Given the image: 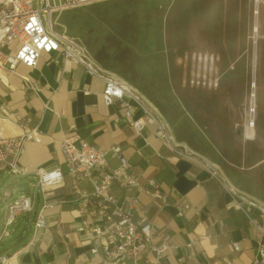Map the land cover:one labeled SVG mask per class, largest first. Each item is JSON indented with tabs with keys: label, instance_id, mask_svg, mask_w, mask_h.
<instances>
[{
	"label": "crops",
	"instance_id": "obj_1",
	"mask_svg": "<svg viewBox=\"0 0 264 264\" xmlns=\"http://www.w3.org/2000/svg\"><path fill=\"white\" fill-rule=\"evenodd\" d=\"M29 84L38 91H31ZM102 90L98 78L88 75L83 66L65 61L59 53L42 54L35 69L18 65L13 73L0 71L1 134L17 136L34 126L40 133L39 141L29 139L23 144L18 157L23 174L0 172V181L6 184L2 204L11 203L18 191L28 190L32 181L33 191L21 195L36 193L31 216L20 214L14 221L24 226L15 241L28 238L19 246L8 243L17 233L9 230L13 223L8 236L0 240V255L8 258L4 264H102L99 255L89 254L85 235L76 229L82 205L60 150L62 138L73 134L99 150L113 145L121 148L142 189L123 190L114 184L112 192L119 200L128 196L137 199L136 218L150 223L153 244L166 242L169 246L163 264H251L260 235L249 219L260 222L264 192L245 189L230 193L220 165L210 164L220 173V177L212 176L206 161L179 154L180 149L155 135L153 125L137 135L121 118L122 106L104 105ZM107 160L111 168L118 165L111 155ZM56 168L61 170L63 182L49 195L53 206L45 210L46 228L37 230L34 222L43 199L34 186L35 173ZM251 169L258 170L264 184V159ZM150 183L164 197L163 202L151 195L154 188ZM78 186L91 191L86 181ZM241 194L256 207L241 202ZM147 257L153 259L152 253Z\"/></svg>",
	"mask_w": 264,
	"mask_h": 264
},
{
	"label": "rangeland",
	"instance_id": "obj_2",
	"mask_svg": "<svg viewBox=\"0 0 264 264\" xmlns=\"http://www.w3.org/2000/svg\"><path fill=\"white\" fill-rule=\"evenodd\" d=\"M48 20L54 32L73 38L104 71L133 87L163 117L174 143L220 165L235 190L264 192L251 169L264 159V4L257 10L254 0H105L53 12ZM199 55L213 57L217 87L190 85L191 74L209 73ZM250 83L255 138L246 140ZM33 182L17 196L32 192ZM5 186L0 181V197ZM8 204L0 201V229ZM16 223L8 243L19 246L28 235L16 242L24 228Z\"/></svg>",
	"mask_w": 264,
	"mask_h": 264
},
{
	"label": "built area",
	"instance_id": "obj_3",
	"mask_svg": "<svg viewBox=\"0 0 264 264\" xmlns=\"http://www.w3.org/2000/svg\"><path fill=\"white\" fill-rule=\"evenodd\" d=\"M103 1L105 0H0V71L13 73L18 65L35 69L42 54L59 53L65 61L83 66L88 75L103 83L101 97L104 105L122 106L124 110L121 118L137 135L147 125H153L155 135L170 147L180 149L179 154L196 157L183 145L174 143L163 117L133 87L104 71L73 38L53 31L48 20L51 13ZM254 1L257 10L260 4H264V0ZM198 57L205 67H209V73L191 74L190 85L208 89L217 87L219 77L213 66V57ZM213 70L215 75L212 74ZM251 86L252 83V90ZM28 88L33 92L38 91L30 84ZM254 97L251 92L243 110L244 132L245 129H254ZM136 112H139L137 117ZM29 139L39 141L37 126L11 137L0 132V172L6 170L14 175L25 172L18 164V157L24 142ZM60 150L67 174L75 181L74 192L81 201L82 214L76 229L85 235L89 254L99 255L102 264H163L169 246L166 242L153 244L150 223L136 218L137 199L128 196L119 200L112 192L114 184L123 190L142 189L121 148L113 145L107 150H99L73 134L62 138ZM108 155L117 160L116 167L109 166ZM205 165L212 176L220 177L217 169L208 163ZM35 174L34 186L41 192L43 203L36 214L34 226L37 230H43L47 226L45 210L53 206L49 202V195L52 189L62 184L63 174L57 168L48 171L39 169ZM85 181L91 185L90 192H85L78 186L79 182ZM150 186L154 188L151 195L163 202L164 197L152 183ZM228 189L232 194L237 193L229 185ZM35 197V192L32 195H20L7 205L0 240L8 236V228L18 215L33 211ZM241 199L249 207H256V203L245 195L241 194ZM259 217L260 222L249 219L260 235L251 264H264V207L259 208ZM232 247L238 250L236 244ZM148 253H152L153 259H148ZM7 259L0 255L1 262Z\"/></svg>",
	"mask_w": 264,
	"mask_h": 264
},
{
	"label": "bare ground",
	"instance_id": "obj_4",
	"mask_svg": "<svg viewBox=\"0 0 264 264\" xmlns=\"http://www.w3.org/2000/svg\"><path fill=\"white\" fill-rule=\"evenodd\" d=\"M256 25V24H255ZM255 28H256V26H255ZM258 31V30H257ZM255 32V31H254ZM253 85H254V87H255V89H256V83H255V80L253 81ZM253 85H252V95L253 96H255V89H254V87H253ZM255 130L253 129V128H251V129H245V139L246 140H253L254 138H255ZM231 187V186H230ZM231 189H233L232 187H231ZM234 191H237V190H235V189H233ZM238 192V191H237ZM8 260V259H7ZM7 262V261H6ZM6 262H0V263H2V264H4V263H6Z\"/></svg>",
	"mask_w": 264,
	"mask_h": 264
}]
</instances>
